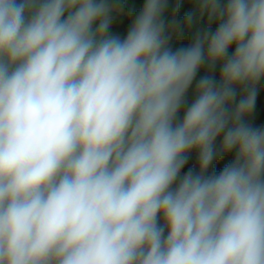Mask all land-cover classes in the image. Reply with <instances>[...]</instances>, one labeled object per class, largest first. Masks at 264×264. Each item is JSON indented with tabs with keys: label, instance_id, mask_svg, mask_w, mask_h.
Returning <instances> with one entry per match:
<instances>
[{
	"label": "clouds",
	"instance_id": "1",
	"mask_svg": "<svg viewBox=\"0 0 264 264\" xmlns=\"http://www.w3.org/2000/svg\"><path fill=\"white\" fill-rule=\"evenodd\" d=\"M191 3L0 0V264H264V0Z\"/></svg>",
	"mask_w": 264,
	"mask_h": 264
},
{
	"label": "rangeland",
	"instance_id": "2",
	"mask_svg": "<svg viewBox=\"0 0 264 264\" xmlns=\"http://www.w3.org/2000/svg\"><path fill=\"white\" fill-rule=\"evenodd\" d=\"M124 3L131 4V5H134L135 7L137 6V7L142 8L144 0H124ZM181 8H182V11H180V16H181L180 19H182L184 17L185 13H187L188 11H190L192 9L191 0H181ZM170 9H171V6H170V2H169V8H168V11L166 13V17H168V18H170ZM201 26H203V22H201ZM127 29H128V27H127L125 21L123 19L117 18L114 21V24H113V27L111 30L113 32L121 35V36H124L127 32ZM193 31H195V29H193ZM189 38H190V35L186 36L184 43H186ZM177 46H183V44H174V47H177ZM201 74H203V73H201ZM261 88H263V90H264V83H262ZM188 98H189V100L192 99L191 91L188 94ZM253 123L257 126L264 124V97L262 96L261 93L258 96L256 112H255L254 117H253ZM224 163H227V159L216 164L215 165L216 170L219 171V169L221 167H223Z\"/></svg>",
	"mask_w": 264,
	"mask_h": 264
},
{
	"label": "water",
	"instance_id": "3",
	"mask_svg": "<svg viewBox=\"0 0 264 264\" xmlns=\"http://www.w3.org/2000/svg\"><path fill=\"white\" fill-rule=\"evenodd\" d=\"M170 2V6H171V9H170V18L172 17V12H173V8L176 6L177 3H179L178 0H169ZM120 17H125L128 21V25L130 26L131 24V21L132 19H134L135 15H134V12L127 9V8H124V13L120 15ZM176 17L179 18L180 17V9L178 10V12L176 13Z\"/></svg>",
	"mask_w": 264,
	"mask_h": 264
},
{
	"label": "trees",
	"instance_id": "4",
	"mask_svg": "<svg viewBox=\"0 0 264 264\" xmlns=\"http://www.w3.org/2000/svg\"><path fill=\"white\" fill-rule=\"evenodd\" d=\"M178 1H179V9H180V11H182V8H181V0H178ZM124 8H127V9L133 11L135 16H136V15L139 13V11L141 10L140 7H137V6L135 7L134 5L126 4V3H124ZM180 17H181V16H180ZM180 17H179V19H180ZM118 18L123 19V20L125 21L127 27H129V25H128V21H127V19H126L125 17H120V16H119ZM260 93H261L262 96L264 97V90H263V88H261Z\"/></svg>",
	"mask_w": 264,
	"mask_h": 264
},
{
	"label": "crops",
	"instance_id": "5",
	"mask_svg": "<svg viewBox=\"0 0 264 264\" xmlns=\"http://www.w3.org/2000/svg\"><path fill=\"white\" fill-rule=\"evenodd\" d=\"M122 31V30H121ZM123 32V31H122Z\"/></svg>",
	"mask_w": 264,
	"mask_h": 264
}]
</instances>
